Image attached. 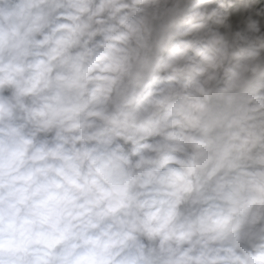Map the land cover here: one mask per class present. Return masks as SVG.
Masks as SVG:
<instances>
[{"label": "clouds", "instance_id": "1", "mask_svg": "<svg viewBox=\"0 0 264 264\" xmlns=\"http://www.w3.org/2000/svg\"><path fill=\"white\" fill-rule=\"evenodd\" d=\"M0 264H264V0H0Z\"/></svg>", "mask_w": 264, "mask_h": 264}]
</instances>
